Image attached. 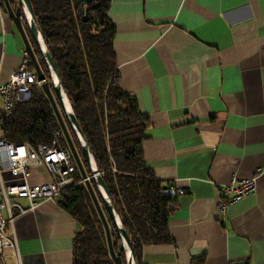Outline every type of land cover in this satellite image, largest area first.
Wrapping results in <instances>:
<instances>
[{
  "label": "crops",
  "instance_id": "obj_1",
  "mask_svg": "<svg viewBox=\"0 0 264 264\" xmlns=\"http://www.w3.org/2000/svg\"><path fill=\"white\" fill-rule=\"evenodd\" d=\"M108 15L122 89L150 120L145 161L183 190L173 242L146 245L143 264H264V173L256 192L218 206L233 175L264 170V0H111ZM25 52L0 3V83ZM49 180L32 166V184ZM12 229L17 250L4 249L5 264H73L80 223L59 201H40Z\"/></svg>",
  "mask_w": 264,
  "mask_h": 264
},
{
  "label": "trees",
  "instance_id": "obj_2",
  "mask_svg": "<svg viewBox=\"0 0 264 264\" xmlns=\"http://www.w3.org/2000/svg\"><path fill=\"white\" fill-rule=\"evenodd\" d=\"M9 1L14 9L21 3ZM110 2L87 3L84 8H88V19L83 20L85 12L80 0H30L74 115L130 238L136 263L143 264L146 245L173 242L169 218L177 208V196L164 194L168 187L145 161L143 142L148 138L150 120L139 111L136 97L122 89L113 47L116 27L108 15ZM25 27L29 30L26 22ZM31 42L46 78L52 81L40 47L34 39ZM51 88L57 97L54 86ZM57 102L78 152L83 153L58 99ZM59 128L43 89L33 88L28 101L19 103L1 119L0 138L37 147L50 143L54 130ZM84 164L90 174L86 160ZM75 177L76 182L59 200L60 206L80 223L74 237L73 264H115L105 226L79 170ZM90 180L108 221L114 249L121 252L123 264H127L118 227L95 180Z\"/></svg>",
  "mask_w": 264,
  "mask_h": 264
},
{
  "label": "built area",
  "instance_id": "obj_3",
  "mask_svg": "<svg viewBox=\"0 0 264 264\" xmlns=\"http://www.w3.org/2000/svg\"><path fill=\"white\" fill-rule=\"evenodd\" d=\"M42 84L26 50L22 64L11 72L7 82L0 83L3 100L0 121L19 103L28 101L33 88L42 89ZM34 165H43L50 180L32 184L29 176ZM78 170L61 128L54 130L50 143H41L37 147L29 143L13 144L0 138V264H5V248L17 250V238L12 229L15 218L35 208L44 199L59 201L63 192L76 182L75 173ZM98 173L102 174L99 170ZM263 173V169H258L250 177L233 175L220 191V210L226 212L230 205L256 192ZM89 177L92 178L91 174ZM82 180L85 181L83 177ZM182 192L176 187L164 190L167 196H177ZM17 199H27L29 207L22 206Z\"/></svg>",
  "mask_w": 264,
  "mask_h": 264
},
{
  "label": "water",
  "instance_id": "obj_4",
  "mask_svg": "<svg viewBox=\"0 0 264 264\" xmlns=\"http://www.w3.org/2000/svg\"><path fill=\"white\" fill-rule=\"evenodd\" d=\"M80 1H81V5H82V12H85V14L83 16V20H87L88 19V8H84V6L87 3H90L92 0H80ZM2 3L4 5V7L6 8V10L8 11V13L10 14V16L12 17V19L15 23V26H16L20 36L22 37V40H23L25 47H26V50L29 53L31 63L37 72L38 78L43 81L42 89H43L44 93L46 94V96L48 97L49 101L51 102L53 110H54L56 117L59 121L60 127L64 133L65 139H66L68 145L70 146L71 151L73 153V156L76 160V163H77L78 169L81 173V176L85 179V184L87 186V189H88V191H89V193L93 199V202H94V204L97 208V211H98V213L102 219V222L105 226L109 251H110V255H111L113 261L115 262V264H123L122 254L120 251L116 252L114 249L111 230H110L108 221L106 219V216L104 214L102 206L98 200V197L96 195V192H95L94 187L92 185V182L90 180L89 173L85 167L84 161L82 160V158H81V156H80V154H79V152H78V150L74 144V141H73L72 136L70 134V131L68 129L64 115L62 114V111L58 105L57 99L61 104V107H62V110L65 114L66 119L68 120L71 127L73 128V130H74V132H75V134H76V136H77V138H78V140L82 146L83 154L85 156L86 163L89 167L90 174L97 184L99 192L101 193V195L105 201L107 210L109 211L111 217L114 219V221L118 227V230L120 232L122 242H123L122 247L125 249V258L127 260V264H137L136 260H135V255H134V251H133V247H132V243L130 241V238L122 226L120 217L114 208V205L112 203V199H111V197H110V195L106 189L104 181H103L101 175L98 173V168L96 166L94 157H93L91 150L89 148V144H88V142H87V140H86V138L82 132L80 124H79L77 118L75 117L74 112L69 113V111L65 105L64 96H65V99L68 101L70 108L72 109L71 104L69 102V99L67 97V94L63 88L61 78H60L58 71L56 69L54 60L48 51V48L44 42V39L42 37V34H41L40 29L38 27V24L36 23L30 0H21V3L15 9L13 8V6L11 5L9 0H3ZM24 19H25V21H24ZM25 22L29 26V32L25 27ZM29 34L31 35V37L29 36ZM31 38L34 39L35 42L38 44V46L40 47V49H41V51L45 57L46 62L48 63V67L50 70V77L52 79V83H53L57 97H55V95L52 91V88H51V84L49 81H47L46 75L42 70L41 64H40V62L36 56V53L34 51V48H33L32 42H31ZM62 92H63L64 96L62 95ZM233 264H245V261H238V262H234Z\"/></svg>",
  "mask_w": 264,
  "mask_h": 264
},
{
  "label": "rangeland",
  "instance_id": "obj_5",
  "mask_svg": "<svg viewBox=\"0 0 264 264\" xmlns=\"http://www.w3.org/2000/svg\"><path fill=\"white\" fill-rule=\"evenodd\" d=\"M28 32H29V30H28ZM29 36L31 37V35L29 34ZM31 41H32V38H31ZM44 59H45V57H44ZM46 61V60H45ZM47 63V62H46ZM47 65H48V63H47ZM47 79V81H49L50 82V84H51V86L53 85V83H52V81H50L48 78H46ZM52 80V79H51ZM0 132H1V130H0ZM79 154H80V156H81V158H82V160L83 161H85V156H84V154L83 153H81V152H79ZM123 243V242H122Z\"/></svg>",
  "mask_w": 264,
  "mask_h": 264
},
{
  "label": "bare ground",
  "instance_id": "obj_6",
  "mask_svg": "<svg viewBox=\"0 0 264 264\" xmlns=\"http://www.w3.org/2000/svg\"><path fill=\"white\" fill-rule=\"evenodd\" d=\"M62 95L64 96L63 92H62ZM64 101H65V105H66L69 113H72V109L70 108V105H69L68 101L65 99V96H64Z\"/></svg>",
  "mask_w": 264,
  "mask_h": 264
}]
</instances>
